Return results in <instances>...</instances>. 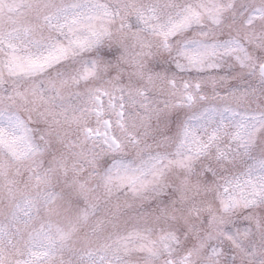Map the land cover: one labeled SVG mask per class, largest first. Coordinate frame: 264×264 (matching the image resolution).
Returning a JSON list of instances; mask_svg holds the SVG:
<instances>
[{
    "label": "snow or ice",
    "instance_id": "1",
    "mask_svg": "<svg viewBox=\"0 0 264 264\" xmlns=\"http://www.w3.org/2000/svg\"><path fill=\"white\" fill-rule=\"evenodd\" d=\"M0 264H264V0H0Z\"/></svg>",
    "mask_w": 264,
    "mask_h": 264
}]
</instances>
